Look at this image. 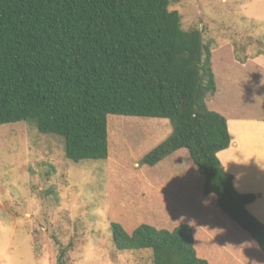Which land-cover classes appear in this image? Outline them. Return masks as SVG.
I'll return each instance as SVG.
<instances>
[{
    "label": "trees",
    "instance_id": "obj_1",
    "mask_svg": "<svg viewBox=\"0 0 264 264\" xmlns=\"http://www.w3.org/2000/svg\"><path fill=\"white\" fill-rule=\"evenodd\" d=\"M170 2L0 0V125L32 122L63 137L65 156L78 162L108 157L107 115L165 118L171 132L139 165L187 149L203 194L264 252V224L245 208L255 195L237 192L217 157L230 137L226 118L206 104L215 91L211 43L201 29H183ZM110 230L116 249L151 250L152 264H209L188 223L127 232L112 221Z\"/></svg>",
    "mask_w": 264,
    "mask_h": 264
},
{
    "label": "rangeland",
    "instance_id": "obj_2",
    "mask_svg": "<svg viewBox=\"0 0 264 264\" xmlns=\"http://www.w3.org/2000/svg\"><path fill=\"white\" fill-rule=\"evenodd\" d=\"M169 9L179 12L183 29H201L211 48L229 38L240 55H264V0H171ZM114 116L122 117L115 128ZM154 120L107 115L108 157L78 162L65 156L59 135L40 133L29 121L1 124L0 264H152L151 250L116 249L112 221L127 232L141 222L168 230L191 223L196 250L214 263L250 258L252 238L205 198L186 149L173 161L169 156L153 166L139 165L168 135L157 133ZM183 169L192 182L180 199L171 189L182 182ZM220 242L234 255L240 248L238 262L227 258Z\"/></svg>",
    "mask_w": 264,
    "mask_h": 264
},
{
    "label": "crops",
    "instance_id": "obj_3",
    "mask_svg": "<svg viewBox=\"0 0 264 264\" xmlns=\"http://www.w3.org/2000/svg\"><path fill=\"white\" fill-rule=\"evenodd\" d=\"M234 43L232 39H222L215 47L211 48V66L215 80V91L213 95L206 99V104L209 109L220 113L226 118L230 137V145L226 149L219 151L217 157L224 170L232 175V183L235 190L239 193L255 195V199L248 203L245 208L264 224V55L259 54L247 58L245 62H240L235 58ZM154 119H158L154 120L157 122L153 123L156 129H160L157 133L164 131V133L169 135L171 127L166 126L165 121L167 119ZM116 123L119 125L120 121L115 122V127H117ZM167 136L161 137L160 140L162 138L164 140ZM161 141H158V143ZM184 149L181 148L169 155L170 161L175 160L176 155L183 153ZM183 170L184 174L180 178L182 182L171 189L173 196L180 199L187 195L188 187L191 186L192 182L191 178L185 173V169ZM198 177L202 186H204V176L199 174ZM146 180L144 182L148 184L146 186H152L153 181H149L147 178ZM146 189L144 188L140 191L142 192V197L147 193ZM205 198L213 201L214 209L220 217L224 220L227 219L231 225L235 224L234 227L239 230L240 227L219 209L214 194L206 195ZM141 223L132 225L130 227L131 231ZM252 242L255 247L251 256L252 260L250 259L251 257L245 258L244 256V258H240V262L242 264H264V252L254 240ZM220 243L218 244L219 248L225 249V252H227L229 248L226 250L227 246L223 242ZM194 248L195 250L197 249L195 239ZM229 251L227 258H235L234 260L236 261L237 259L238 262L239 259L236 254L241 251L240 248L238 247L235 255L230 252L232 256ZM196 254L198 257L206 259L209 264H220L216 260L214 263L207 253L196 250ZM232 258L230 259L231 261ZM228 259L225 258V260Z\"/></svg>",
    "mask_w": 264,
    "mask_h": 264
},
{
    "label": "bare ground",
    "instance_id": "obj_4",
    "mask_svg": "<svg viewBox=\"0 0 264 264\" xmlns=\"http://www.w3.org/2000/svg\"><path fill=\"white\" fill-rule=\"evenodd\" d=\"M122 117L121 116H114V128H115V122L120 121ZM118 125V123H116Z\"/></svg>",
    "mask_w": 264,
    "mask_h": 264
}]
</instances>
